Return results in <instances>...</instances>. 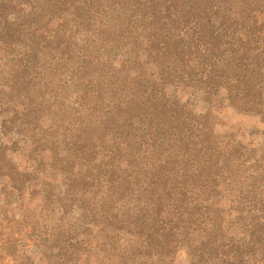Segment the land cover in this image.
Returning <instances> with one entry per match:
<instances>
[{
  "label": "trees",
  "instance_id": "trees-1",
  "mask_svg": "<svg viewBox=\"0 0 264 264\" xmlns=\"http://www.w3.org/2000/svg\"><path fill=\"white\" fill-rule=\"evenodd\" d=\"M186 92L264 130V0H0V174L40 201L0 223V260L264 264V195L234 176L261 161Z\"/></svg>",
  "mask_w": 264,
  "mask_h": 264
},
{
  "label": "rangeland",
  "instance_id": "rangeland-1",
  "mask_svg": "<svg viewBox=\"0 0 264 264\" xmlns=\"http://www.w3.org/2000/svg\"><path fill=\"white\" fill-rule=\"evenodd\" d=\"M190 97L195 98V105H193L195 106L194 109L196 112H208L211 115V122L214 128H216L218 131L233 133V138L229 139L230 143H232V141H235V143L239 142L246 148L255 150L257 158H259L261 161L259 169L260 175L256 180L247 177L249 171L247 167L241 162V167L237 172L234 173L236 178V190L240 189L242 192L251 190L252 187L250 186L255 181L254 194L264 195V130L262 124L260 123L261 116L259 115L258 110L239 104H231L229 101L220 102L212 99V101L209 103V101L207 102L202 95L197 93H178L174 99L179 103H183L188 101ZM15 138L17 139V137ZM13 141L14 138L12 142ZM12 142L10 140L7 143L10 145ZM119 157L120 159L124 158L123 153L120 154ZM24 160L25 156L21 151H19L18 157L15 160H9V165L11 167L10 169L12 171H23L22 166L19 164H22L21 162ZM1 162L2 160L0 157V167L3 166V163ZM251 164L252 161H249L248 165ZM3 174L4 172L0 174V198L2 199L1 201L5 203H1L3 208L0 209V223L3 226L6 224L16 226L22 222V217L20 215L21 209L23 210L22 213L25 209L29 213L30 217L37 215H33L31 213H35L39 209L38 206L40 201L37 199L39 195L36 192L38 187L33 192H31L29 196H24L22 195V191H20L19 188H16V185L13 183V181L8 182V179L4 177ZM13 176L14 175L11 176L12 180H15L13 179ZM9 183H11L10 190H5L6 187L4 186H8ZM229 187L232 188L231 185L229 186L224 184L221 187V190L223 193H227ZM71 221L73 222L74 226L79 227V229H84V226L81 225L83 220L78 219V215L74 214ZM4 252L7 251H3L2 254H4ZM45 253L46 250L43 247H40L38 250L33 248L26 252L27 255H30L29 258H27V256L24 254L22 257L17 255L18 257L15 260H5L4 262L0 260V263L8 262L10 264H22V262H24V264H30V262H33L34 264H38L37 262L41 263V259H43ZM8 258L10 259L11 257ZM27 259H29V262L26 261ZM101 260L102 255L100 253H96V255L91 259L90 264H100ZM187 263L188 261L185 255L178 256L176 264Z\"/></svg>",
  "mask_w": 264,
  "mask_h": 264
}]
</instances>
